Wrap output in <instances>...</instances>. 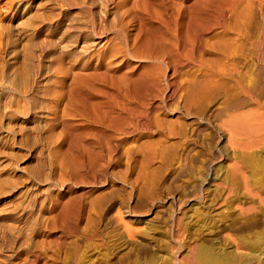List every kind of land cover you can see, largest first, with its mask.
<instances>
[{"label": "bare ground", "instance_id": "bare-ground-1", "mask_svg": "<svg viewBox=\"0 0 264 264\" xmlns=\"http://www.w3.org/2000/svg\"><path fill=\"white\" fill-rule=\"evenodd\" d=\"M263 153L264 0H0V264H264Z\"/></svg>", "mask_w": 264, "mask_h": 264}, {"label": "rangeland", "instance_id": "rangeland-1", "mask_svg": "<svg viewBox=\"0 0 264 264\" xmlns=\"http://www.w3.org/2000/svg\"><path fill=\"white\" fill-rule=\"evenodd\" d=\"M192 154H194V152H193ZM263 154H264V153H263ZM263 154H262V155H259L258 157H256V158H257L256 160H255V158L253 159V163H254V164H253V163H249L250 166L248 165V167H246V171L248 170V171L246 172V174H247L248 172H249V174H251V173H252V169L254 170V169H256V167H257V169L260 168V163L257 162L256 165H258V166H259V167H258V166L255 165V161H259V160L261 159V160L264 162V155H263ZM260 157H261V158H260ZM259 158H260V159H259ZM258 159H259V160H258ZM246 166H247V165H246ZM251 166H252V167H251ZM254 166H255V167H254ZM249 167L251 168V170H250ZM247 168H249V169H247ZM254 171H255V170H254ZM258 172H259V169H258ZM254 173L257 174V177H255L256 175H255ZM252 174H254V177H255V178L252 177V175H248V174H247V175L251 178V179L249 178L250 181L258 180L259 175H261L260 172H259V175H258V173H256V171L253 172ZM253 178H254V179H253ZM252 179H253V180H252ZM261 184H262V188H263V190H264V187H263V186H264V181H263V183H261ZM212 192H215V190H213V191H209V195H210V197H213V196H214V195H213L214 193H212ZM210 193H212V194H210ZM215 193H216V192H215ZM255 205H257V204L255 203ZM222 211H223V210H222ZM222 211H221V212H222ZM224 212H226V211L224 210ZM263 218H264V217H263L261 214H259V213H258V214H255V221L257 220L256 222H257V224H258L257 226H255V227H256V228H255V231L258 230V232H259V231H262V229H263V231H264V219H263ZM259 221H260V222H259ZM262 225H263V226H262ZM261 227H262V228H261ZM256 229H257V230H256Z\"/></svg>", "mask_w": 264, "mask_h": 264}]
</instances>
